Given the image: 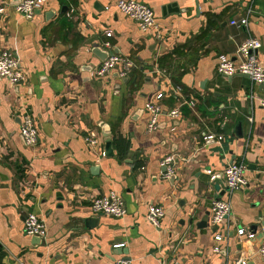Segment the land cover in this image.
Instances as JSON below:
<instances>
[{"label":"crops","instance_id":"1","mask_svg":"<svg viewBox=\"0 0 264 264\" xmlns=\"http://www.w3.org/2000/svg\"><path fill=\"white\" fill-rule=\"evenodd\" d=\"M19 1L0 0V51L10 49L26 75L19 85L0 78V263L108 264L122 256L133 264H264V84L215 71L218 55L235 59L249 35L262 43L264 66V0H137L153 9L160 37L141 31L116 0H46L31 19L15 11ZM245 15V28L231 24ZM107 52L134 61L126 78L116 70L95 76ZM173 86L194 105L147 131L144 103L163 92L164 111L178 106ZM23 114L38 128L31 146L19 132ZM105 126L112 156L103 155ZM231 161L246 164L247 187L210 180L206 169L220 174ZM111 190L126 213H93L91 199ZM215 199L231 205L221 226L211 224ZM152 203L165 210L158 227L146 218ZM29 213L44 222V238L24 231ZM90 217L96 225L87 228Z\"/></svg>","mask_w":264,"mask_h":264},{"label":"built area","instance_id":"2","mask_svg":"<svg viewBox=\"0 0 264 264\" xmlns=\"http://www.w3.org/2000/svg\"><path fill=\"white\" fill-rule=\"evenodd\" d=\"M45 1L46 0H20L14 4V9L21 17L31 19L36 11L43 7ZM114 5L118 11L133 19L141 31H153L156 37H160L158 23L153 9L150 6L137 0H116ZM250 11L251 9H248L247 12L249 13ZM247 16L248 15H245L237 20H232L231 24L245 28L248 24ZM111 34L112 31L110 29L105 30V35L110 36ZM261 45L262 43L257 37L252 35L247 36L238 45L235 59L225 54L218 55L215 65L216 73L224 77H230L234 74L247 75L251 81L264 84V66L258 58V50ZM105 46L109 47V42H105ZM134 66L135 63L131 58L113 53L105 60L101 61L100 65L95 70V76L105 77L111 71L116 70L119 77H126ZM0 78L8 81L11 85H19L26 80V75L19 66L17 58L8 48L0 51ZM171 90L180 98L178 106L176 107L164 111L159 103V100L164 96L163 92L157 93L155 100L146 101L144 103L143 109L148 114V119L145 125L147 131H153L158 128L162 115H167L171 119L179 117L181 113L179 109L180 105H183L184 103H187L190 106L194 105L192 100L187 101L182 97L179 86H173ZM260 106L264 108V99L260 100ZM19 132L26 145L31 146L37 142L38 128L31 115H22ZM214 137L213 134H208L204 136V139L210 140ZM216 138L221 140L223 139V136L218 135ZM85 140L88 145H93L95 143V134L91 132L85 137ZM171 158V156H166L163 160V165L167 166L168 175L171 171L169 166ZM246 171L247 167L243 161H231L227 163L223 172L220 174L213 173L210 169H206V173L209 174L211 181L221 179L229 190H237L247 187L249 180ZM90 209L95 214L112 217H120L126 213L124 201L115 190H111L106 194H101L91 199ZM230 210L231 205L228 201L215 199L211 206V224L213 226L224 225ZM164 212L165 210L162 205L152 203L147 207L146 218L153 226L158 227ZM24 231L28 235L36 236L40 239L46 236V226L44 222L34 213H29L25 217ZM237 233L243 235L245 229L239 228ZM214 239L220 241L222 235L217 233L214 235ZM120 245H122V243L114 244L113 247H119ZM214 250H218L217 245L214 247ZM258 252L259 254L264 255V241L259 247ZM108 264L133 263L130 259L119 256L113 258ZM232 264H244V259L239 258Z\"/></svg>","mask_w":264,"mask_h":264},{"label":"water","instance_id":"3","mask_svg":"<svg viewBox=\"0 0 264 264\" xmlns=\"http://www.w3.org/2000/svg\"><path fill=\"white\" fill-rule=\"evenodd\" d=\"M111 54H113V52H107L106 53V57L103 60H105ZM99 58H102V57L99 56ZM122 78H126V77H122ZM102 134L104 136V143H105L103 154L105 156H112L114 154V152H113V149H112V139H111V130H110V128L108 126L103 127ZM166 171H167V166L166 165H162V172H166ZM170 176L172 177L174 175L171 174ZM96 220L97 219L93 218V217L87 218L85 220L87 222L86 227L87 228H91V227L95 226L96 225ZM36 238H38V237H36ZM38 240H39V238H38Z\"/></svg>","mask_w":264,"mask_h":264},{"label":"trees","instance_id":"4","mask_svg":"<svg viewBox=\"0 0 264 264\" xmlns=\"http://www.w3.org/2000/svg\"><path fill=\"white\" fill-rule=\"evenodd\" d=\"M0 264H2V263H0Z\"/></svg>","mask_w":264,"mask_h":264}]
</instances>
